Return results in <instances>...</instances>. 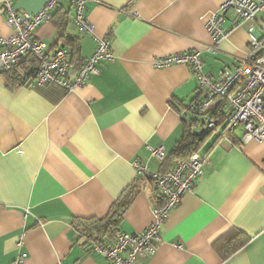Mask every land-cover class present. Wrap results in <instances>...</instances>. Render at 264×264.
Here are the masks:
<instances>
[{
	"label": "crops",
	"instance_id": "1",
	"mask_svg": "<svg viewBox=\"0 0 264 264\" xmlns=\"http://www.w3.org/2000/svg\"><path fill=\"white\" fill-rule=\"evenodd\" d=\"M47 1L13 0V6L34 14ZM225 1L86 0L92 32L74 24L73 7L67 27L79 39V57L84 62L107 37L114 59L100 62L84 86L66 91L33 79L20 85L0 74V264H12L18 253L27 254L25 264H110L90 250L72 220L104 219L132 183L137 192L117 229L136 234L152 222V208L163 201L134 162L164 172L175 162L159 161L152 149L168 155L187 126L208 130L206 123L228 112L226 100L217 107L215 99L209 113L191 114L187 105L201 95L190 67L158 68L153 60L195 49L206 74L237 67L248 36L232 11L222 22L226 37L215 52L209 48L206 22ZM70 4L61 2L51 14ZM11 33L0 5V36ZM35 35L48 54L56 49L51 21ZM224 124L197 150L207 157L202 175L169 213L155 251L137 264H264V140L241 143L240 128L222 137ZM233 229L249 240L223 258L215 246Z\"/></svg>",
	"mask_w": 264,
	"mask_h": 264
},
{
	"label": "built area",
	"instance_id": "2",
	"mask_svg": "<svg viewBox=\"0 0 264 264\" xmlns=\"http://www.w3.org/2000/svg\"><path fill=\"white\" fill-rule=\"evenodd\" d=\"M63 1L73 7V22L85 32L91 33L92 27L85 16L86 0H48L37 13H28L13 6V0H0L1 12L5 23L12 29L7 37L0 36V74L11 71L20 59L33 55L38 60L34 83L37 85L54 84L66 91L84 86L98 73V64L112 61V53L107 37L99 38L91 55L83 62L73 77L72 65L66 50L56 48L47 53V45L35 35L43 23L50 22L51 11ZM232 11L236 16L234 25L245 24L248 36V52L233 70L223 69L216 75L206 74L199 50H192L156 57L153 64L165 67L182 64L193 72L200 97L187 105L193 115H203L217 97H224L228 108L224 129L233 134L241 129V143L264 140V0H227L206 22V28L213 40L209 47L215 46L226 37L222 27L224 14ZM206 129L217 130L218 122L210 120ZM152 155L164 161L166 154L162 147L152 149ZM207 157L198 152L185 160L176 161L169 169L151 172L138 162H134L138 174L146 175L163 197V204L152 208V222L144 231L128 234L115 231L105 243L91 242L90 250L103 255L110 264H137L139 257L152 254L160 241V231L169 213L178 205L181 197L193 189L195 180L202 175ZM264 168V158L262 160ZM20 244V243H19ZM26 253H18L12 264H25Z\"/></svg>",
	"mask_w": 264,
	"mask_h": 264
},
{
	"label": "trees",
	"instance_id": "3",
	"mask_svg": "<svg viewBox=\"0 0 264 264\" xmlns=\"http://www.w3.org/2000/svg\"><path fill=\"white\" fill-rule=\"evenodd\" d=\"M72 4L68 8L59 6L56 8L53 14H51V22L56 28V36L54 38L53 46L56 48H64L67 53L69 63L72 67L80 68L83 64L79 57V39L68 33L67 27L70 22ZM195 50V49H194ZM192 51V50H191ZM38 67V60L33 55H27L19 60L15 67L2 74L12 75L15 84H26L30 80H34L35 73ZM217 107L222 101L226 99L224 97H217ZM210 108V107H209ZM209 113L210 110L208 109ZM206 112V113H207ZM214 113V112H213ZM198 116V115H195ZM223 113L216 114V118H221ZM196 120V119H195ZM225 119L218 120V126L224 123ZM224 129V127H223ZM213 130H202L200 132H192L190 126L185 128L181 138L176 143L170 154L166 155L165 161L174 163L176 161L185 160L189 158L193 153L202 146V144L209 138ZM231 133H226V136ZM167 170V169H166ZM163 170V171H166ZM152 182V180H150ZM153 183V182H152ZM137 185L132 183L129 185L121 195V197L114 202L110 208L109 214L104 219H73L72 224L80 235L84 238L85 244L90 245L91 242L105 243L108 242L115 231H117L120 221L123 218L125 211L130 206L133 197L137 192ZM155 191L156 188L154 187ZM158 200L163 201V197L158 193L155 194ZM249 237L237 229H233L224 236L221 237L219 243L222 242V246L216 248L218 253L227 258L233 254L236 250L241 248ZM218 243V244H219Z\"/></svg>",
	"mask_w": 264,
	"mask_h": 264
}]
</instances>
